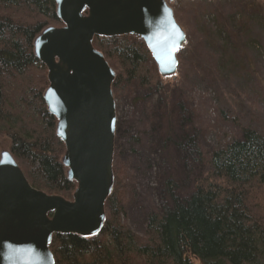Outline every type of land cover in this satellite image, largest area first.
I'll return each mask as SVG.
<instances>
[{"label": "trees", "instance_id": "1", "mask_svg": "<svg viewBox=\"0 0 264 264\" xmlns=\"http://www.w3.org/2000/svg\"><path fill=\"white\" fill-rule=\"evenodd\" d=\"M188 4L176 9L175 19L187 30L189 42L203 49L204 18L212 3ZM261 6L264 12V2ZM246 8L238 15L233 12V19L263 13L260 6ZM59 26L51 0H0V143L9 142L10 153L32 188L69 199L74 185L60 164L63 146L42 99L48 85L46 70L32 50V41L42 30ZM93 47L117 69L113 84L117 99L125 94L137 95L134 101L143 93L159 96L151 109L162 110V124L169 126L162 147L168 154L170 149L182 154L180 170L193 169L195 175L185 196L176 193L179 185L170 179L160 184V211L148 215L142 241L121 222L128 178L114 155V187L106 202L103 230L90 240L54 236L50 251L55 264H264V137L242 127L239 138L211 152L201 146L194 126L171 140L170 123L182 128L194 111L187 96L170 95L158 82L144 44L131 37L95 38ZM179 66L183 77L193 72L184 60ZM118 129L117 120L115 142Z\"/></svg>", "mask_w": 264, "mask_h": 264}, {"label": "water", "instance_id": "2", "mask_svg": "<svg viewBox=\"0 0 264 264\" xmlns=\"http://www.w3.org/2000/svg\"><path fill=\"white\" fill-rule=\"evenodd\" d=\"M51 1L61 26L42 30L32 50L46 70L42 99L55 120L60 164L74 190L65 199L32 188L9 142L0 143V264H55L54 236L90 240L104 228L115 180L116 73L94 49V38L139 39L159 82L169 84L178 79V55L188 49L174 16L176 0Z\"/></svg>", "mask_w": 264, "mask_h": 264}, {"label": "rangeland", "instance_id": "3", "mask_svg": "<svg viewBox=\"0 0 264 264\" xmlns=\"http://www.w3.org/2000/svg\"><path fill=\"white\" fill-rule=\"evenodd\" d=\"M187 2L175 1L174 16L176 9L192 3ZM208 2L212 4L204 18L207 37H202L206 38L203 49L189 42L187 30L180 25L187 35L188 49L178 55V61L184 60L193 72L188 78L183 77L178 65L176 82H159V78L158 82L170 95L183 93L187 96L188 107L194 111L191 118L187 115L184 127L177 128V122L170 123L171 140L178 137L180 131L189 132L194 126L199 130L201 146L211 152L239 138L242 127H250L264 137V19L260 17L264 13L261 6L264 0ZM249 6L254 9L260 6L263 13L251 14L252 17L243 14L245 20H239L242 16L233 19L234 13L238 15ZM242 21L244 25L240 28L237 23ZM217 31L218 35L215 34ZM195 66L197 69L193 70ZM151 95L143 93L137 101H134L137 95H120L118 99L114 96L119 122L114 155L122 162L128 178L121 222L142 241L148 215L160 211V184L170 179L179 185L176 193L185 196L190 192L195 175L193 169L180 170L182 154L173 149L168 154L162 147L169 126L162 124V110L151 109L160 99Z\"/></svg>", "mask_w": 264, "mask_h": 264}]
</instances>
